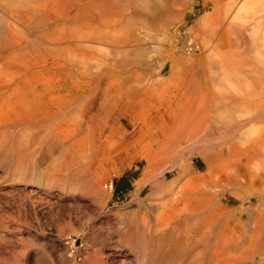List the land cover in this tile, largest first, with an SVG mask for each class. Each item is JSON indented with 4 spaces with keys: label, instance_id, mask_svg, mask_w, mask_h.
Returning a JSON list of instances; mask_svg holds the SVG:
<instances>
[{
    "label": "bare ground",
    "instance_id": "bare-ground-1",
    "mask_svg": "<svg viewBox=\"0 0 264 264\" xmlns=\"http://www.w3.org/2000/svg\"><path fill=\"white\" fill-rule=\"evenodd\" d=\"M50 1L0 0V151L8 153L12 150L18 153L24 147L32 150L28 145L36 139L42 141L43 147L48 150H69L73 144L61 134L63 130L69 133L71 122H76L77 129H74L82 132L85 130L84 125L98 127L102 117L110 115L119 120L125 114L134 121L142 111L141 107H149L153 102L166 104L170 107L169 117L175 121L165 128L159 126L154 132L149 130L139 148L146 166L138 186L147 185L149 196L155 197L156 201L153 228L144 227L143 221L141 226L138 224L141 231L137 232L132 222L127 224L134 233L130 246L137 251V262H246L251 257H248L250 248L259 249L264 240L262 235H258L249 241V253L236 248L238 243L235 242L233 230L235 223L241 219L235 218V207L238 206L234 207L233 204L235 199L243 204L245 196L246 200H255L264 209V30L262 34L259 31L255 33V29L251 31V54L246 55L245 45H237L241 36L236 39L237 43L233 36L230 37L231 32L227 28L199 29L196 34L188 37L185 45L189 57L183 58L178 53L176 59L171 53L167 76L164 78L161 74L163 65L158 71L160 78L149 80V76L145 77L135 68L136 58L130 55L137 45L143 46L145 41L140 44L139 39L137 41L131 36V25H121L123 12L117 7L118 0ZM242 12H249L251 17H257L256 14L263 12L260 17H264V0H244L237 7L238 16ZM147 16H150L149 20H161L157 9H153ZM225 58L229 61L223 63V76L217 79L213 73L202 76L198 70L185 64L196 67L204 62L215 66L213 61ZM236 83L245 85V97L251 102L239 105L238 111L245 117L242 123L250 122L252 126L237 141L222 144L220 154L208 156V137L199 132L189 134L190 122L184 121V117L197 114L196 109L205 105L198 103V107L195 106L192 92L199 88L200 102L209 93V89L215 87L220 92V100H235L233 96L223 94L227 92L225 86L234 91ZM213 93L216 95L215 91ZM182 105L188 107L185 110L183 106L181 114L177 108ZM208 123L205 121L204 125L208 126ZM21 128L26 131L19 133L18 129ZM184 141L187 145L182 153L187 151L200 156L205 172H189L187 161L181 160L167 166L165 162V166H162L164 168H159L160 164L158 169H152L155 159L160 158L161 161L167 149L179 148ZM214 145L218 148L217 143ZM79 152L80 160H86L83 167L77 165L79 170L84 168L90 170L91 174L90 181L83 188L95 195L99 204H103L104 194L95 182L101 161L93 147ZM157 154H161L162 158L160 155L157 157ZM149 167H152V171ZM166 171H176L177 175L167 181ZM212 177H216V181H211ZM127 217L132 221L131 212ZM263 219L261 215L258 220ZM86 262L84 264H93V261Z\"/></svg>",
    "mask_w": 264,
    "mask_h": 264
},
{
    "label": "rangeland",
    "instance_id": "rangeland-1",
    "mask_svg": "<svg viewBox=\"0 0 264 264\" xmlns=\"http://www.w3.org/2000/svg\"><path fill=\"white\" fill-rule=\"evenodd\" d=\"M118 1L117 7L123 12L121 25L126 26L128 23V26L131 25L133 33L131 36H134L133 38L137 41L139 39L140 44L145 41L142 43L143 46L137 45L130 55L136 58V60L134 59L135 68H138L137 70L145 77L149 76L147 77L149 80L160 78L159 69L163 65L164 69L161 74L164 78L167 76L170 65L168 59L172 54L176 59L179 56L189 57L185 45L191 35L196 34L199 29L216 30L221 27L222 30V28H227L231 32L230 37L233 36L234 40L241 36L240 43L237 40L236 42L239 43L237 45H245L246 55L251 54L249 47L251 31L255 29V33L259 31L262 34L261 31L264 30V17H260L263 12L256 14L257 17L253 16L252 20H250L253 18L252 14L249 12H246L247 16L243 12L239 13L241 16H238L237 7L244 0ZM45 2L51 3L50 0H45ZM153 9L160 12L161 20H149L150 16L147 15H150ZM255 18L259 20L257 21ZM243 19L248 22L245 23ZM232 26L234 28H231ZM157 29H160L159 32ZM233 30H235L236 37H234ZM232 33L233 35H231ZM144 36H147L146 40ZM228 61L229 59L226 58L222 61L217 59L213 61L216 63L215 66L207 65L204 62L196 67L188 63L185 64L189 68L198 70L202 76L213 73L214 78L217 79L223 76V63ZM140 66L143 68L141 69ZM233 85H235L234 82ZM224 88L227 89V92L223 95H231L235 100H220V92L215 87H211L206 97L199 102V91L197 90L199 88L194 89L192 98L195 106L199 105L198 103L205 105H202L200 109L197 106L196 111L198 110L199 113L197 111V114L184 117L186 123L190 122L189 130L191 132L188 131L189 134L199 132L200 135L208 137L209 143L206 148L208 156L220 154L225 143L237 141L239 136L252 126L250 122L242 123L245 117L238 111L239 105L251 103L245 97V85L236 83L234 91L228 86ZM214 91L218 97L213 93ZM183 106L177 108L178 112L181 113L188 107L185 105L183 109ZM149 107H141V109L143 108L139 113L141 115L138 114L134 121L125 114L119 120L113 119V116L110 115L102 117L99 119L101 123L98 127L96 126L97 129L92 125L89 127L90 124H88V126L84 125L85 130L80 132L75 130L77 129L75 121L73 124L69 123V133L63 130L61 136L69 138L68 140L73 144L71 149L74 150L76 147L75 152L73 150L71 152L70 148L69 150L66 148L58 149V151L48 150L43 147L42 141H36L38 139L28 145L33 148L32 150L24 147L20 148L18 153H13L12 150L8 153L4 150L0 151V264H84L87 263L86 261L88 263L93 261V264H139L136 260L137 251L130 246L134 233L127 224L132 222L137 232L141 231L140 223L143 221L145 222L144 227L153 228L155 223L153 212L156 201L155 197L149 196L147 185L138 186V180L141 179L146 166V161L139 153L140 143L149 130L154 132L159 129V126L165 128L169 123L175 121L173 117H169L170 107L166 104L159 105L153 102ZM99 120L98 122H100ZM205 121H209L208 126L204 125ZM18 130L19 133L26 131L25 128ZM216 143L218 148L214 145ZM184 144L185 141L179 148L167 149L166 155L162 153L164 158L161 161L160 158L155 159L153 168L149 167V170L151 168L155 170V167L158 169L160 164L159 168H164L162 166H165V162L167 166L181 160L187 161L189 172L192 171L195 174L205 172V165L200 156L187 151L182 153L187 145ZM90 147L95 149L101 161L98 179L95 178V182L97 181L99 189L104 194L103 204H99L98 198L83 188L84 186L86 188L91 174L90 170L84 168L81 170L82 172L79 170L80 165L82 167L86 165V160L84 162L80 160L78 154L81 153L79 151L85 152ZM175 148L177 149L175 150ZM213 150L214 152H212ZM157 155V157L159 155L161 157V154ZM77 168L78 171H76ZM126 175L133 182L129 192V201L114 203L102 185L114 176L121 180ZM176 175V171H166L165 179L173 180ZM215 178L212 177L211 181H216ZM262 190L264 191V188ZM243 199V204L237 199L233 204L234 207H239H235V218L241 219L239 223H235L233 231L235 242L238 243L236 248L241 252L249 253L248 249L251 247L249 243L252 239L262 235V240H264V219L258 220L261 215L264 217V209L262 206H258L255 200H246L245 196ZM130 212L132 221L127 217ZM263 244L261 243V246ZM261 246L259 249L258 247L250 248L251 254L249 253L248 257H251L247 258L246 262L237 260L234 263L245 264L252 261L248 264H264V246ZM251 250L255 251L252 253ZM260 250L262 251L260 252Z\"/></svg>",
    "mask_w": 264,
    "mask_h": 264
},
{
    "label": "built area",
    "instance_id": "built-area-1",
    "mask_svg": "<svg viewBox=\"0 0 264 264\" xmlns=\"http://www.w3.org/2000/svg\"><path fill=\"white\" fill-rule=\"evenodd\" d=\"M131 178L126 175L118 180L116 176L104 183L103 187L111 193V200L114 203H125L130 198V190L132 189Z\"/></svg>",
    "mask_w": 264,
    "mask_h": 264
}]
</instances>
